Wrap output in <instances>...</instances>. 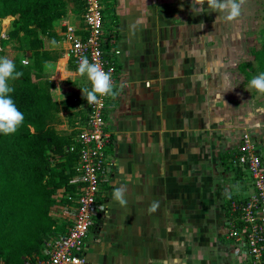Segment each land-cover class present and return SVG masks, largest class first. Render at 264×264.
Masks as SVG:
<instances>
[{
	"label": "crops",
	"instance_id": "1",
	"mask_svg": "<svg viewBox=\"0 0 264 264\" xmlns=\"http://www.w3.org/2000/svg\"><path fill=\"white\" fill-rule=\"evenodd\" d=\"M110 3L116 23L110 27L114 30L112 32L107 29L105 19V35L109 39L106 48H117L121 54L117 58L118 74L114 87L118 95L109 97L105 114L107 126L110 125L113 129L114 142L110 151L117 162L114 178L112 176L106 190L110 204V195L115 186L126 188L127 205L122 219L131 226V229L127 228L125 236L130 241L129 252L134 246H138L141 264H144V259L146 264H175L173 262L179 259L180 249L184 252L182 260L185 264H238L233 249L234 243L227 238L225 227L222 228V235H219V243L232 245L229 250L224 251V257L220 254L216 259L214 254L215 239L217 241L218 237L214 238L213 234L205 235L206 226L217 222L216 218L219 216L218 213L212 212L218 200L212 193L213 189L219 191L218 187H221L220 189L226 192L224 203L220 206L224 217L228 215L230 198H236L238 195L234 194L237 189L234 191L231 186L227 187L224 178H221V184L213 183L221 172L216 177L211 172L197 171L196 161L191 159L195 158V147H192L193 155H190V142L195 145V136L180 137V128L196 125L195 112L192 111L195 106L194 97H191L194 95L193 83L186 78L181 84L179 74L173 71V67L163 66L160 72L171 76L166 83H160V88L159 83L150 80L146 81V85L150 84L152 87L153 83L151 89L149 86L138 89V85L129 89V80L134 78V71H139L141 78L149 65L163 64L165 56L158 57V61L151 56L152 49L172 43L163 42L158 34L163 33V28L169 25V21H165L161 14V9L167 5L166 0H110ZM66 18L76 23L82 21L81 15L72 12H69ZM5 23H8V20ZM55 31L59 36L57 42L63 43L60 37V23L56 25ZM168 33L166 30L164 36L167 38ZM125 47L132 49L131 54ZM134 48L141 49V57ZM131 60L137 64L134 62L135 67L128 71ZM65 62L64 58L61 63ZM52 64L61 66L58 61ZM147 70V74L151 76L149 69ZM89 86L91 89V84ZM186 140L185 150L187 158L190 159L187 165L180 161L181 145ZM236 148L238 149V146ZM224 171L234 174L235 177V170L224 168ZM121 173L126 177L123 184L117 179ZM222 186H225V189H222ZM153 203L158 204V207L154 212H150L149 207ZM103 229L104 224L100 230L97 229L89 236V249L86 252L88 264H136L131 258L126 260V255L123 256L124 263L120 254L113 253L115 250L111 241H108L107 247L105 244L100 246L96 243V239L103 236ZM113 233L116 234V231ZM141 247L148 252L144 257L141 255Z\"/></svg>",
	"mask_w": 264,
	"mask_h": 264
},
{
	"label": "rangeland",
	"instance_id": "2",
	"mask_svg": "<svg viewBox=\"0 0 264 264\" xmlns=\"http://www.w3.org/2000/svg\"><path fill=\"white\" fill-rule=\"evenodd\" d=\"M68 1H71L69 7L72 9L74 1ZM102 4L105 19H107L106 27L114 32L110 28L116 23L112 14L113 6L108 0H102ZM166 4L161 9V14L166 19L165 21H169V25L163 28V33L158 32V34L163 42L172 41V43L164 45L162 48L161 45L155 46L151 55L157 60L158 57L165 56L164 62L163 64H151L149 65L150 67H147L151 76L147 74V69L145 73H142L143 77L141 78L139 71H134V78L131 81L129 80L131 82L129 89L136 85H138V89L141 87L147 88L148 86L151 89L153 83L152 87L150 84L146 85V81L150 80L159 83L158 87L160 88V83H166V80L171 76V74L165 75L160 72L163 66L173 67V71L179 74L181 84L188 78L190 83L194 85V95L192 94L191 97H194L195 100V106L192 107V111L195 112L196 125L195 127L180 128V137L187 138L189 136L192 138L195 136V145L193 146V143L190 142V155H193L192 147H195V158L191 157V159L193 161L195 159L197 171L211 172L216 177L220 172L223 173H220L217 180L213 181V183L221 184L220 180L224 178V184L227 187L228 185L231 186L233 190L237 189L236 191L234 190V194L241 196L247 191L246 184L236 183L234 174L223 172L225 167L221 164L220 156L225 151L238 146L241 135L246 129L251 131L258 143V149L264 156V94H260L254 88L249 87L250 79L261 73L257 63L254 61L252 48L254 46L260 47L263 42L264 0H246L242 15L231 22L218 20L219 13L213 12L208 7L207 0H203V3H195V0H166ZM1 20L0 37L4 35L3 38H7L8 34L4 30L11 25L9 24L11 19L6 17ZM6 20H8V23H5ZM166 30L169 31L168 38L164 36ZM45 40V47L57 53V61L61 65L60 67L54 66V71L47 73L44 71L43 79L40 81V83L45 81H53L55 83V87L51 89V95L58 103V116L54 120H50L48 124L57 129L58 132L69 133L73 127L70 125L72 120L74 124V96L83 97L81 89H90L89 84L91 82L86 75L81 76L76 67L67 66L66 62L64 64L61 63L64 59L65 43H58L59 46L54 47L51 44L52 40L48 37ZM16 47L17 44L15 42L10 43L0 52V56H7L13 61L20 57L31 60L30 52L22 57ZM125 50L129 54L132 52L130 48L125 47ZM134 51L141 57L140 48H134ZM134 62L136 63V61ZM134 62L132 60L129 62L128 71L135 67ZM246 62H253L255 67L251 65L243 67L242 64ZM123 79L125 78L123 77ZM9 83L11 85V82ZM122 86L125 87L123 84ZM106 129L112 136V142L107 152L112 162V176L114 178L113 173L117 162L114 154L110 151V146L114 142V133L112 127L110 125L107 126V122ZM186 143L187 140L182 142L180 153V161L185 162V165L190 160L187 158V150H185L187 147ZM191 167H193V162H191ZM117 179L123 184L126 177L121 173ZM119 186L117 185L115 188ZM222 187V189H225V186ZM220 188L218 187L219 191H216L215 188L212 191L213 195L218 198L212 211L219 214L216 218L217 222L209 223L205 232L206 236L213 234L214 238L215 236L218 237L217 241L215 239L214 248L216 259L219 258L220 254H222L221 257H224V251L229 250L232 245L227 244L229 245L227 246L225 243H219V235H222V228L225 227V217L224 215L222 216L220 206L224 203L223 197L226 193ZM110 197L112 201L107 205L103 222V236L96 239V243L100 246L105 244L107 247L106 244L111 241L112 248L115 250L113 253L117 252L120 254L121 258L124 259V263L125 258L123 256L126 255V260L129 261V258H131L133 263L141 264L139 258L140 248L138 249V246L137 248L134 246L132 251L129 252L130 241L125 238L127 228L131 229L129 223H125L122 219L126 206L121 207L118 202L113 201L112 193ZM120 213L121 216H119ZM114 231H116V234L113 233ZM132 242L134 243V241ZM234 246L233 249L235 250ZM170 251L173 250L170 249ZM221 251L222 253H220ZM183 253L180 249L178 252L179 261L175 260L173 263L185 264L182 260ZM146 254L148 252L146 253V250L141 247V255L144 257ZM170 255L172 254L170 253ZM145 261L144 259L142 263L146 264ZM126 264H129V262Z\"/></svg>",
	"mask_w": 264,
	"mask_h": 264
},
{
	"label": "trees",
	"instance_id": "3",
	"mask_svg": "<svg viewBox=\"0 0 264 264\" xmlns=\"http://www.w3.org/2000/svg\"><path fill=\"white\" fill-rule=\"evenodd\" d=\"M72 1L74 7L70 9L71 1L68 0H0V20L15 16L8 27V37L1 39L2 46L15 42L22 57L31 53L26 67L21 64L24 58L14 61L23 76L10 81L15 89L12 99L23 112L24 123L15 134H0L2 264H26L28 257L42 254L45 242L63 230L51 215L55 204L53 196L65 188L66 202L68 196L76 191V185L71 181L79 162L77 131L72 129L69 133H61L48 124L58 116V103L51 95L55 83H40L44 73L43 62H55L58 58L55 51L45 47V38L58 41L55 28L59 21L69 12L78 15L84 12V0ZM262 34L261 46L252 48L254 61L261 73L264 72V32ZM250 65L255 67L253 62L242 64L243 67ZM70 125L74 127L73 120ZM71 147L74 150L68 151L67 148ZM237 155V148L225 151L220 157L221 164L227 170H235L236 178H243L244 171L235 163ZM233 199L229 200L227 214ZM104 219L99 217L95 231L100 230Z\"/></svg>",
	"mask_w": 264,
	"mask_h": 264
},
{
	"label": "built area",
	"instance_id": "4",
	"mask_svg": "<svg viewBox=\"0 0 264 264\" xmlns=\"http://www.w3.org/2000/svg\"><path fill=\"white\" fill-rule=\"evenodd\" d=\"M84 1L81 23L73 22L67 16L59 21L60 37L65 43L64 58L67 66L78 68L79 59L86 56L90 63L111 72L115 87L117 58L121 51L106 48L109 39L105 35L102 0ZM8 17L11 24L15 16ZM7 29L4 30L6 33ZM3 36L0 37V52L4 49L1 43ZM24 60L29 64L27 59ZM74 101L72 129L77 131L79 163L71 182L76 185V191L68 196L66 202L65 188L53 196L55 204L51 215L63 230L45 242L42 254L28 257L26 264H88L89 236L95 232L99 217L106 216L109 198L106 185L112 178V162L107 152L112 136L106 129L105 117L109 97H99L98 102L91 105L84 97L74 96ZM235 163L245 176H235V182L246 184L247 191L231 202L230 212L225 217L226 235L235 244L238 264H264V156L247 129L241 135Z\"/></svg>",
	"mask_w": 264,
	"mask_h": 264
},
{
	"label": "clouds",
	"instance_id": "5",
	"mask_svg": "<svg viewBox=\"0 0 264 264\" xmlns=\"http://www.w3.org/2000/svg\"><path fill=\"white\" fill-rule=\"evenodd\" d=\"M195 3H203V0H195ZM246 0H207V5L213 12H218V20L235 21L242 15L243 6ZM51 44L58 47V42L53 39ZM26 60H21V64L27 66ZM44 71H54V66L50 61L43 62ZM78 73L87 76L91 82V89H81L84 99L88 104L98 102L99 97H115L118 95L112 83L110 71H104L98 64L90 63L88 58L81 57L78 62ZM23 76L22 71L17 70L15 62L7 56H0V134L5 136L15 134L23 125L25 116L16 106L11 94L15 89L10 85V81H15ZM249 87L254 88L260 94H264V72L252 77ZM126 188L120 186L113 189L112 198L121 207L127 205L125 199ZM158 204L153 203L149 207L150 212H154Z\"/></svg>",
	"mask_w": 264,
	"mask_h": 264
}]
</instances>
